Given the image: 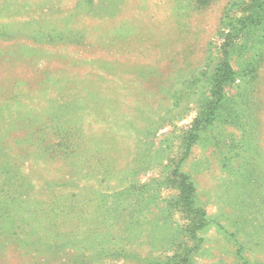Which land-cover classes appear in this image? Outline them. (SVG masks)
I'll return each mask as SVG.
<instances>
[{
	"label": "rangeland",
	"instance_id": "1",
	"mask_svg": "<svg viewBox=\"0 0 264 264\" xmlns=\"http://www.w3.org/2000/svg\"><path fill=\"white\" fill-rule=\"evenodd\" d=\"M185 253L264 264V0H0V264Z\"/></svg>",
	"mask_w": 264,
	"mask_h": 264
},
{
	"label": "trees",
	"instance_id": "2",
	"mask_svg": "<svg viewBox=\"0 0 264 264\" xmlns=\"http://www.w3.org/2000/svg\"><path fill=\"white\" fill-rule=\"evenodd\" d=\"M237 72L226 62H220L216 68L215 75H212L213 81H211L212 89H210L209 102L203 111L205 121L210 122L213 117L222 116L224 112L221 101L227 98V95L223 89V85L229 81L235 80ZM214 76V77H213ZM199 125V124H198ZM181 176V199L186 205H192L194 184L189 181V177L186 175ZM189 253H185L183 257L170 259L163 264H188L190 262Z\"/></svg>",
	"mask_w": 264,
	"mask_h": 264
}]
</instances>
